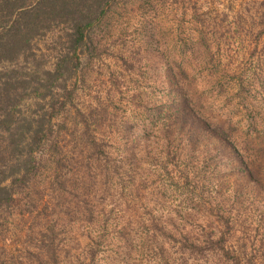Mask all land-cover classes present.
<instances>
[{
  "label": "trees",
  "instance_id": "1",
  "mask_svg": "<svg viewBox=\"0 0 264 264\" xmlns=\"http://www.w3.org/2000/svg\"><path fill=\"white\" fill-rule=\"evenodd\" d=\"M125 1L0 0V209L36 181L39 153L56 144L58 121L75 105L83 60L91 62L100 48L97 31ZM50 35L55 54L38 55L36 40ZM190 66L207 72L203 92L223 97V107L206 106L180 87L185 62L167 58L150 64L145 74L156 73L151 91L146 101L138 93L132 100L142 118L123 121L115 132L125 153L120 166L133 187H145V164L177 169L174 184L186 196L181 212L165 222L147 216L149 231L181 258L264 264V253L253 247L245 229L250 213L264 222V64L228 74L230 64L211 56ZM105 108L83 119V143L100 154L106 144L91 136L89 120L94 113L105 115ZM239 179L247 185H237Z\"/></svg>",
  "mask_w": 264,
  "mask_h": 264
},
{
  "label": "rangeland",
  "instance_id": "2",
  "mask_svg": "<svg viewBox=\"0 0 264 264\" xmlns=\"http://www.w3.org/2000/svg\"><path fill=\"white\" fill-rule=\"evenodd\" d=\"M97 32L100 48L91 62L83 60L75 105L58 121L56 144L39 153L36 181L0 209V264H214L181 258L149 231L148 213L165 222L181 212L186 196L174 184L178 171L170 165L166 172L157 161L145 164V187L131 186L115 132L127 119L139 123L133 97L142 94L146 101L156 73H145L162 59L185 62L180 87L206 106L223 107V97L203 92L207 72L190 65L212 56L230 64L227 72L233 74L264 64V0H126ZM53 37L36 40L38 55L52 58ZM155 97L162 100L161 93ZM100 107L107 113H94L89 130L105 141L102 154L83 143V119ZM247 218L251 243L264 253V222L257 213ZM193 220L197 228L201 222Z\"/></svg>",
  "mask_w": 264,
  "mask_h": 264
}]
</instances>
